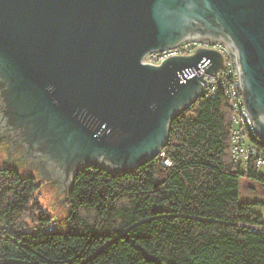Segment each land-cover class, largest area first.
Masks as SVG:
<instances>
[{
    "label": "water",
    "instance_id": "95a60500",
    "mask_svg": "<svg viewBox=\"0 0 264 264\" xmlns=\"http://www.w3.org/2000/svg\"><path fill=\"white\" fill-rule=\"evenodd\" d=\"M186 38L223 40L238 52L264 139V0H0V166L35 176L44 210L65 217L81 167L122 170L155 157L172 119L225 64L207 47L142 62ZM32 138L35 153L19 150H31ZM44 152L74 163L71 181L41 168Z\"/></svg>",
    "mask_w": 264,
    "mask_h": 264
},
{
    "label": "trees",
    "instance_id": "16d2710c",
    "mask_svg": "<svg viewBox=\"0 0 264 264\" xmlns=\"http://www.w3.org/2000/svg\"><path fill=\"white\" fill-rule=\"evenodd\" d=\"M231 127L224 91L202 92L155 157L81 167L67 231L43 209L35 176L0 166V264H264V228L253 229L264 226L263 202L240 198L241 178L264 182V172L238 168Z\"/></svg>",
    "mask_w": 264,
    "mask_h": 264
},
{
    "label": "built area",
    "instance_id": "2783aa9c",
    "mask_svg": "<svg viewBox=\"0 0 264 264\" xmlns=\"http://www.w3.org/2000/svg\"><path fill=\"white\" fill-rule=\"evenodd\" d=\"M198 47L219 49L225 60V64L221 65L214 74H208L207 83L202 92L213 96L219 89H222L229 99L232 109L230 143L234 162L241 170L248 169L250 164L255 168H263L264 146L258 141L264 142V139L258 133L246 104L239 56L236 50H230L223 40L186 38L166 48L149 51L143 57L142 62L151 61L154 65H159L168 56L188 55L194 53ZM164 161L166 164L170 163L168 159ZM263 228L264 226L253 227L254 230Z\"/></svg>",
    "mask_w": 264,
    "mask_h": 264
},
{
    "label": "rangeland",
    "instance_id": "374dc122",
    "mask_svg": "<svg viewBox=\"0 0 264 264\" xmlns=\"http://www.w3.org/2000/svg\"><path fill=\"white\" fill-rule=\"evenodd\" d=\"M261 171L264 172V167L261 168ZM40 185H41V183H40ZM56 190H57V187L54 186L52 189V193H55ZM40 195L42 196L41 190H39L38 197H39L40 203L44 209L45 208V202L43 200H41ZM240 198L242 201H245V202L254 201V200L262 201L263 204L260 206H257L255 208V210L258 213H261L264 217V182H260V181H256V180H252V179L242 177L241 181H240ZM64 203L67 205V197H65ZM52 217H53L54 221H57V224L55 226H57L58 231H67L69 229L68 225H67L68 223H66V221L68 220V215L65 217H56V216L52 215Z\"/></svg>",
    "mask_w": 264,
    "mask_h": 264
},
{
    "label": "flooded vegetation",
    "instance_id": "af4514ba",
    "mask_svg": "<svg viewBox=\"0 0 264 264\" xmlns=\"http://www.w3.org/2000/svg\"><path fill=\"white\" fill-rule=\"evenodd\" d=\"M21 127V135L19 134V137L22 139V135L26 133L27 128ZM30 136V134H29ZM28 137V136H27ZM27 140V139H26ZM25 140V141H26ZM30 148L31 150H28V148L23 147L20 148L19 150H24V152H36V149H38V146L40 143H37L32 139H30ZM22 155V154H21ZM37 159H35L36 162L41 164V168L44 167V171H49V172H55L57 174L63 175L66 179L72 180L73 177V168H74V163L70 162L68 160H58V159H53L50 155H48L46 152L40 153L38 156H36ZM72 163V164H70ZM40 166V165H39Z\"/></svg>",
    "mask_w": 264,
    "mask_h": 264
}]
</instances>
